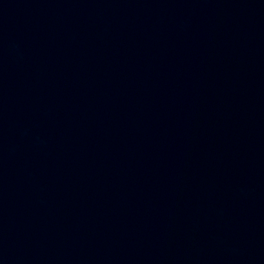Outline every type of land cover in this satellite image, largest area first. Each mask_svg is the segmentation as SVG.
Instances as JSON below:
<instances>
[{
  "label": "water",
  "instance_id": "obj_1",
  "mask_svg": "<svg viewBox=\"0 0 264 264\" xmlns=\"http://www.w3.org/2000/svg\"><path fill=\"white\" fill-rule=\"evenodd\" d=\"M0 264H264V0H0Z\"/></svg>",
  "mask_w": 264,
  "mask_h": 264
}]
</instances>
